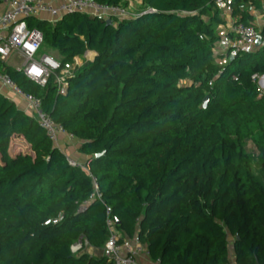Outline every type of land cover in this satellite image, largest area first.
Segmentation results:
<instances>
[{
  "label": "trees",
  "instance_id": "16d2710c",
  "mask_svg": "<svg viewBox=\"0 0 264 264\" xmlns=\"http://www.w3.org/2000/svg\"><path fill=\"white\" fill-rule=\"evenodd\" d=\"M215 3L142 0L140 16L109 25L78 13L28 20L63 63L95 54L65 95L0 63L78 141L90 172L0 92V264H113L72 252L82 240L104 248L108 209L122 238L158 264H264V181L252 171L255 162L264 177V43L218 54ZM251 8L261 1L233 0L234 18L250 24ZM14 138L28 149L13 153Z\"/></svg>",
  "mask_w": 264,
  "mask_h": 264
},
{
  "label": "built area",
  "instance_id": "2783aa9c",
  "mask_svg": "<svg viewBox=\"0 0 264 264\" xmlns=\"http://www.w3.org/2000/svg\"><path fill=\"white\" fill-rule=\"evenodd\" d=\"M58 1L54 3L48 0H0V7L3 9L0 14V63L6 65L9 59L16 57L21 61V66L16 71L42 88L53 80L58 93L65 95L69 80L73 78L76 68L82 65V59L76 58L73 63H63L60 58L39 55L44 45V36L37 29H31L28 20L56 23L64 16L76 13L90 15L103 21L123 20L135 16L129 14L127 9L101 5L94 0ZM215 6L220 11L221 17L223 14L233 16V0H216ZM152 13L156 11L151 9L145 12V14ZM229 30L234 39L227 50L228 56L234 58L239 54L253 53L257 49L259 33L254 25L245 24L235 18ZM5 71V67L0 69V92H7L5 96L8 99L17 103L26 114L35 118L45 130L49 140L64 152L62 144L67 145L68 141H73L75 138L69 135L63 126L44 114L41 110V100L24 93ZM254 79L259 77L255 76ZM69 163L75 168L90 172L88 162L76 163L69 159ZM95 190L98 191L96 182ZM94 198V196L91 197L90 201ZM88 203L89 201L85 205ZM111 215L112 211L108 209L109 238L102 249L103 257L113 264H139L137 258L143 254L149 256V252L137 238L123 239ZM61 220L62 217L59 221ZM80 242L74 245L72 249L74 254L81 250Z\"/></svg>",
  "mask_w": 264,
  "mask_h": 264
},
{
  "label": "crops",
  "instance_id": "0c3cea01",
  "mask_svg": "<svg viewBox=\"0 0 264 264\" xmlns=\"http://www.w3.org/2000/svg\"><path fill=\"white\" fill-rule=\"evenodd\" d=\"M48 1H52L54 3L59 2L58 0H48ZM260 1H261V10H256L255 8H251L249 10V22H250V24L254 25L257 29V27L259 26L258 24L262 23V28L260 30H257L259 34L264 30V0H260ZM131 7H132V5H131ZM132 9L135 10V7H132ZM2 11H3V9L0 7V14L2 13ZM222 19L224 21V25L218 27V29H217V33H218V36L220 37V40L217 43L218 45L216 47V50H217L218 54H220L222 56H226L227 50L229 49L231 42L234 39V36L232 34H230L229 28H230V25H231L233 19H235V18L232 15L230 16L227 14L226 15L223 14ZM87 58H89L88 59L89 61H92L95 58V54L88 52L85 55L84 59H87ZM12 59H13V62L15 61L16 63H17V61H19L16 57H12L11 60ZM11 60L9 62H7L5 66L9 67V68H13L14 70H17L18 68H15V67H13L12 64H10ZM5 93H7V92H5ZM5 93L3 92L4 95H6ZM79 145L80 144L78 143V145L76 147L77 149H79ZM62 147H63V149H65L64 153L66 155H67V152H69V154L71 153L70 154L71 158H73L77 162L84 161L83 163H85L89 160V158L81 155L78 151L76 153H73L74 152L73 149L71 147L67 148L64 143L62 144ZM67 157H68V155H67ZM86 253H88L89 255L94 256V257H102L103 256V250L102 249L98 250V249L92 248L90 246H89ZM137 261L139 264H158L156 262H153L151 260L150 256H147L145 254L140 255L137 258Z\"/></svg>",
  "mask_w": 264,
  "mask_h": 264
},
{
  "label": "rangeland",
  "instance_id": "374dc122",
  "mask_svg": "<svg viewBox=\"0 0 264 264\" xmlns=\"http://www.w3.org/2000/svg\"><path fill=\"white\" fill-rule=\"evenodd\" d=\"M127 1L129 3V7L127 9V12L129 14H131V15H133L135 17H138V16L141 15L142 12H144V7L142 5V0H127ZM131 5H132V7H135V10L132 9ZM258 25L259 26L257 27V30H260L262 28V23L261 24H258ZM39 55L59 58V55L57 54V52H55V51H53V50L45 47L44 45H43L42 49L40 50ZM88 59L89 58H87V59H84L83 58L81 61L83 62V61L88 60ZM10 60L11 59H9V61ZM14 62H13V59H12L11 60V63H10V64L13 65V67L19 68L21 66V61H17V63L16 62L14 63ZM259 88H260V91L261 92H264V77H262L260 79ZM67 145H66L67 148H70L71 147L73 149V151H74L73 153H76L78 151V149L76 148L77 145H78V141H75V140L68 141L67 142ZM11 149H12V152L13 153H17L18 151H26L28 149V146H27V144L22 139H18V138L15 139L14 138L12 140V142H11ZM246 149H247V151H248L249 154H254L255 151H256V148H255V146H254V144L252 142H249L247 144ZM70 154H69V152H67V155L71 159V161L76 162V163H83L84 162V161H82V162L75 161L73 158H71ZM252 171H253L254 175L259 180L264 181L263 174L260 171L259 166L255 162L253 163ZM80 243L82 245V248H81V250L79 252H83V253L87 252V250L89 248L88 243L85 240H82ZM230 243H231L230 244V248H232L231 247L232 242H230ZM77 244H79V242Z\"/></svg>",
  "mask_w": 264,
  "mask_h": 264
},
{
  "label": "water",
  "instance_id": "95a60500",
  "mask_svg": "<svg viewBox=\"0 0 264 264\" xmlns=\"http://www.w3.org/2000/svg\"><path fill=\"white\" fill-rule=\"evenodd\" d=\"M110 23H111V21H107V24H108V25H109ZM263 43H264L263 38H262L261 35H259V36L257 37L256 47H257V48H260V47L262 46ZM208 103H209V98H207V99L204 101V108L207 107ZM98 158H99V157H98Z\"/></svg>",
  "mask_w": 264,
  "mask_h": 264
}]
</instances>
